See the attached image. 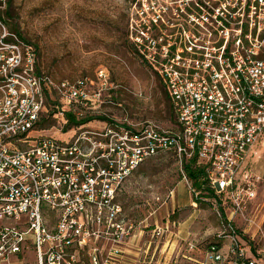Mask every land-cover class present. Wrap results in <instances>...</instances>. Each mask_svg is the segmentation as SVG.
Returning a JSON list of instances; mask_svg holds the SVG:
<instances>
[{
    "label": "built area",
    "instance_id": "obj_1",
    "mask_svg": "<svg viewBox=\"0 0 264 264\" xmlns=\"http://www.w3.org/2000/svg\"><path fill=\"white\" fill-rule=\"evenodd\" d=\"M190 3L174 11L186 27L169 34L166 9L146 1L141 14L152 16L135 40L164 82L177 128L90 121L65 141L40 125L66 127L67 113L101 100L106 76L94 92L87 78L56 82L35 45L0 19V264H154L163 240L171 255V223L128 218L119 200L132 174L163 152L174 154L187 184L185 164L196 159L217 196L230 194L237 206L253 197L250 166L264 138V0ZM6 5L0 0V12ZM184 242L191 264L264 262L229 219L214 242Z\"/></svg>",
    "mask_w": 264,
    "mask_h": 264
},
{
    "label": "rangeland",
    "instance_id": "obj_2",
    "mask_svg": "<svg viewBox=\"0 0 264 264\" xmlns=\"http://www.w3.org/2000/svg\"><path fill=\"white\" fill-rule=\"evenodd\" d=\"M146 1L155 2L161 13L166 9L162 14L170 22L166 24L169 34L178 33L179 24L186 27L185 16L180 13L178 17L174 11L185 7L188 0H7L0 19L9 31L35 45L40 69L56 82L87 78L94 92L102 86L100 74L106 76L101 100H93V105L80 110L82 118H96L88 126L103 129L113 122L123 127L140 125V129L152 123L175 130L164 82L135 44L141 23L152 16L151 12L141 14ZM49 123L46 135L65 141L77 134L66 131L62 120ZM252 161L254 195L241 200L240 206L227 193L206 198L202 197L204 192L193 191V183H186L172 152L148 159L132 174L119 195L126 216L148 220L149 224L171 223V255L162 253L163 240L154 264H164L166 255L168 264H191L184 256H194L195 252L184 240L206 246L215 240L222 219L234 222L264 254V138ZM141 248L146 250L144 244ZM26 259L34 261L35 253Z\"/></svg>",
    "mask_w": 264,
    "mask_h": 264
},
{
    "label": "trees",
    "instance_id": "obj_3",
    "mask_svg": "<svg viewBox=\"0 0 264 264\" xmlns=\"http://www.w3.org/2000/svg\"><path fill=\"white\" fill-rule=\"evenodd\" d=\"M0 13H1L0 15L3 14L2 12H0ZM5 13H6V11H5ZM11 33H14V32H11ZM17 35L21 39H23L19 34H17ZM166 96H167L168 101H169V108H170V112H171L172 118L175 120V115H174V113L172 111L170 100H169L167 92H166ZM66 117H67V125H66V128H65L66 131L75 129L79 125L86 124V123L96 119L94 117L91 118L89 116L85 117V118H82V114L79 115V116H76L72 112L67 113ZM98 119H100L101 121L105 120L104 118H100V117ZM52 121L55 122L56 119L45 120L43 122V124L40 125L41 128L42 129H46L47 128L46 127L47 124H50L49 122H52ZM185 171L188 174L189 179L192 181L194 189L202 191V192L205 193V194H203L202 197L217 198V195L215 194L214 190L207 186V181L204 179V177H205L204 170L197 165L196 159H193V160L189 161L187 164H185ZM212 242H214V241H212Z\"/></svg>",
    "mask_w": 264,
    "mask_h": 264
}]
</instances>
